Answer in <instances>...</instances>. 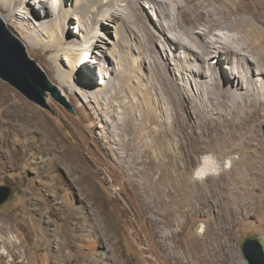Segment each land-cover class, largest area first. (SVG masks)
<instances>
[{
    "label": "bare ground",
    "instance_id": "6f19581e",
    "mask_svg": "<svg viewBox=\"0 0 264 264\" xmlns=\"http://www.w3.org/2000/svg\"><path fill=\"white\" fill-rule=\"evenodd\" d=\"M240 1L107 0L102 3L100 0H77L73 7L67 9L65 0H37L36 5L40 6L42 13L30 16L18 8H25L32 3L31 0H0L3 22L11 23L19 30L26 50L36 53L42 49L40 62L47 71H52L59 88L67 92L72 102L79 100L76 93L78 89H83V81L92 80L94 70L90 64L99 67L106 63L112 65L108 58L98 60L92 56V53H96L95 48L100 47V39H106L101 34L100 22L104 23L112 17L110 21L114 23L121 19L116 43L119 67L116 71L105 65L99 69L98 75L103 82L95 88L93 99L98 106L95 112L89 113V117H92L95 126L102 123L107 144L117 159L118 167L129 174V179L137 188L140 205L143 204L144 210L152 214L150 222L157 230L158 242L170 245L167 248L168 257L175 261L174 264H216L220 261L206 253L202 244L189 254L185 250L180 251V248L184 249L185 242L177 238L187 234L188 226L194 224V212L204 213L206 208L213 210L218 233L214 238L220 241L231 229L224 220V211H217L220 206L209 198L206 186H199L194 192L187 187V179H184L181 170L187 169L193 161L192 144L195 142V146H203L208 139H214L213 133L216 132V139L223 144L244 141L255 155L263 152L253 141L254 125L261 115L260 108L264 107V62L254 49L264 52V29L241 16L251 11L235 7ZM253 1L260 3L261 9L264 7V0ZM108 3L110 8L106 7ZM149 10L159 12V15L151 16L153 22L149 18ZM73 12H78L76 17L71 15ZM60 13L65 20L57 17ZM19 18L21 20L18 21ZM38 18L42 22L34 21ZM43 20H47V26ZM260 21L264 23V20ZM71 23L78 26L77 31L85 43L80 45L76 39L65 34L67 28H72ZM150 24L157 26L162 37L153 31ZM31 25L35 27V33L28 30ZM135 26L137 30L140 29L139 33ZM126 30L131 33L130 39L134 38L138 45L137 53L141 54V61L149 59L151 68L145 75L142 64L139 66L133 62L130 67L125 63L126 57H134L136 53L134 48L131 50L128 41L124 44L122 40L120 42ZM158 41L165 49V61L156 49ZM124 46L128 56L123 53ZM84 51H87V59L83 62L80 57L84 56ZM62 52L70 56L69 69L57 64L62 59ZM116 53L112 51L113 56H117ZM248 53L257 61H252ZM226 65L230 72L226 70ZM106 71H110L118 80L108 77ZM130 72H135L133 77L137 81L130 78ZM108 81L110 87L107 86ZM130 93L131 96H128ZM5 96L10 98V95ZM13 109L15 113H7L6 117L13 115L18 122L33 123L37 110L27 104L15 105ZM28 110L33 114H27ZM1 116L2 113L0 167L16 168L20 163L30 161L32 164L29 163V168L33 165L40 184L51 189L55 198H66L64 183L68 181L71 186L78 184V179L74 177L78 165H72L71 169L61 167L60 171L57 164L50 163L51 158L44 160L42 166L35 162L37 155L46 154V151L66 158L64 146L58 141L56 133L46 129L42 131L40 139L28 138L25 134L27 126L15 128L14 124L5 122ZM89 117L81 114L82 121ZM223 126L228 132L222 129ZM261 158L264 161V156ZM80 160H84V156L81 155ZM256 163L254 156H248L243 159L242 165L255 176L264 177V162L258 167ZM40 170L44 177H41ZM63 175L67 176V180ZM87 175L81 174L79 182L85 184L87 196L95 198L94 186L90 183L92 181L87 180ZM211 175L207 173L202 178L207 179ZM31 193L42 195L38 187ZM39 200H43L42 196ZM260 209L257 207L254 214H263ZM168 229L170 233H167ZM101 238L105 263L114 264L113 253L103 236ZM173 240L179 243L178 246ZM187 244L191 248L189 239ZM0 245V257L8 256L9 252L21 253L15 250L21 245L14 235L0 234ZM223 248L221 242L212 250L219 253ZM165 262L169 264L168 259Z\"/></svg>",
    "mask_w": 264,
    "mask_h": 264
},
{
    "label": "rangeland",
    "instance_id": "374dc122",
    "mask_svg": "<svg viewBox=\"0 0 264 264\" xmlns=\"http://www.w3.org/2000/svg\"><path fill=\"white\" fill-rule=\"evenodd\" d=\"M65 1L68 3L67 9L73 7L77 2V0ZM103 1L107 0H100L102 3ZM31 2L25 7L26 9L21 7L18 9L27 12V15L30 16L33 13L41 15L42 9L36 5L37 0H31ZM259 4L253 0H241L235 7L251 11V13L244 12L241 16L264 29V23L260 21L264 20V7L261 9ZM106 7L110 8L109 3ZM149 11L151 14L149 18L153 22L154 19L151 16L159 15V12ZM57 13H59L58 10ZM77 14L78 12L71 13L74 17ZM57 17L65 20L61 13L57 14ZM255 18L260 20L257 21ZM110 20H113V17ZM110 20H106L104 23L100 22L101 34L106 39H100L101 42H98L100 47L95 48L94 52L96 53H92V56L98 60L108 58L110 62L112 61L113 66L110 65L111 63L101 64L100 67L90 64L94 74L92 80L83 81V89H78L76 97L79 100L72 102L67 92L59 88L60 86L53 78L52 71H47L42 65L40 62L42 49H40L41 52L38 50L36 53L26 51L28 56L42 68L51 82L60 91L62 90L64 102L55 100L51 93L47 92L44 103L37 104L0 77V114L2 113L1 117L4 121L11 122L15 128L19 129H21L20 127L24 128V125L27 126L25 134L27 133L28 138L33 139H40L42 131L46 129L52 130L56 133L60 144L64 146L65 159H62L58 154H49L46 151L47 156L39 153L35 162L42 166L44 160L51 158L50 163L57 164L60 171L61 167L71 169L72 165H78V172L74 173L78 184L71 186L68 181H65L66 198L63 200L55 198L51 189L40 184V179L35 177L33 165L29 168V163L32 164L30 161H24L16 168L0 167V186L7 185L12 189L9 200L0 205V234L14 235L21 245L15 249L20 251V254L9 252L8 256L5 254L4 258L0 257V264H106L103 253H101L103 249L102 236L113 253L114 264H166V259L169 264L175 263V261H171V257H168L169 250L167 248L170 245L161 244L162 241L158 242L157 230L150 222L152 214L144 210L143 204L140 205L137 188L129 179V174L118 167L117 159L107 144V134L102 123L95 126L92 117H89V113L95 112L98 106L93 99V93H95V88L103 82V79L98 75L99 69L106 66L116 71L119 67L116 43L117 27L121 24V19H117L116 23ZM34 21L42 22V19L38 18ZM43 22L47 26V20H43ZM10 24H5L10 36L23 42L19 30ZM31 26L28 30L35 33V27ZM70 26L72 28H67L65 34L70 36L69 38L76 39L80 45L85 43V39H82L77 31L78 26L74 23H71ZM150 27L162 37L157 26L150 24ZM135 29L138 33L140 32L136 26ZM177 30L180 31V29ZM129 34L131 33L126 30L122 34L120 42L121 40L122 43L128 41L131 50L134 48L136 53L134 57H126L125 63L130 67L133 66V62L139 66L142 64L145 75V72H149V68H151L149 59H146V62L141 61V54L137 53L138 45L134 38L130 39L131 35L129 37ZM84 36L86 35L84 34ZM156 49L160 53L161 59L167 60L165 49L160 41L156 44ZM113 50L117 52V56L112 55ZM254 51L263 58L261 60L264 62V52L258 49H254ZM86 52L84 51V56L80 57L81 61H86ZM123 53L128 54L126 47ZM249 58L252 61H257L250 54ZM69 59L68 53L62 52V59L57 63L58 66L69 69ZM43 62L45 63V61ZM226 70L230 72L227 65ZM205 71H208L207 66ZM106 74L108 77L114 78L113 80H118L110 71H106ZM133 74L135 75V72L132 74L130 72V78L137 81ZM109 84L108 81L107 86L110 87ZM5 95H10V98ZM128 96H131V93ZM126 101L128 102L129 98ZM18 104H27L30 108L37 110L34 112L33 123L28 125L18 122V119L13 115L6 117L7 113H15L13 106ZM69 106L73 109V113L69 111ZM260 111L261 115L254 125L255 139L253 141V144L259 145L263 150L259 156L255 155L254 150H250L249 145L244 141L234 143L229 141L230 143L223 144L219 139H216L218 136L216 132L213 133L214 139H208V143L203 146H195L193 140L194 143L191 146L193 161L187 169L181 170L184 179H187V187L194 192L197 187L206 186L209 198L212 203L220 206L219 209H216L217 211H224V220L227 227L231 229L220 241V239L214 238L218 233L216 232L217 222L213 210L206 208L204 213L194 212V224L188 226L187 234L177 238V240L183 239L185 242L184 249L180 248V251L184 252L185 250L189 254L202 244L206 253H210L215 260H220L216 264H246L241 251L245 238L260 236L264 241V177L255 176L246 166L242 165L243 159L248 156L256 158L257 167L261 165V162H264L261 158L264 156V107H261ZM26 113L33 114L29 110ZM81 114L89 118L82 121ZM222 129L227 131L224 126ZM211 140H213V144H211ZM81 155L84 156L82 161L80 160ZM74 158L76 160H73ZM213 159L215 162H210ZM201 168L210 169L211 171L207 173H212V175L207 179L202 178L204 174L198 175ZM40 171L41 177H44L45 174L42 173V170ZM171 171L175 172V170ZM256 171L260 172L258 169ZM84 173L88 174L87 180L92 181L90 183L94 186L95 198L87 196L88 194L84 190L85 184L79 182L80 175ZM158 175L159 173H157ZM63 176L67 180V176ZM35 187H38L42 195L36 196L31 193ZM41 196L42 201L39 200ZM257 207H261L263 214H254L257 212ZM169 231L170 229L167 233H170ZM187 239L190 241L191 248L187 244ZM221 242L224 244V248L219 253H215L212 248ZM174 244L178 246L179 243L175 240ZM2 245H0V255H2ZM160 246L162 247L161 253ZM194 257L196 258L195 254Z\"/></svg>",
    "mask_w": 264,
    "mask_h": 264
},
{
    "label": "water",
    "instance_id": "95a60500",
    "mask_svg": "<svg viewBox=\"0 0 264 264\" xmlns=\"http://www.w3.org/2000/svg\"><path fill=\"white\" fill-rule=\"evenodd\" d=\"M0 77L37 104L44 103V97L47 92H50L55 100L64 102L60 89L50 81L42 68L28 56L23 43L17 38L14 39L10 36L1 17ZM68 109L73 113V109L70 106ZM210 162L215 161L213 159ZM208 171L211 170L201 168L198 175L201 176L202 173L206 174ZM11 195L12 189L10 186H0V205L6 203ZM241 251L246 264H264V241L262 237L250 236L245 238Z\"/></svg>",
    "mask_w": 264,
    "mask_h": 264
}]
</instances>
